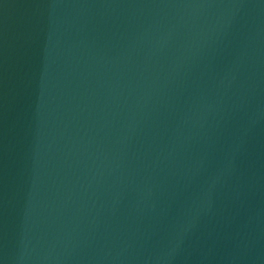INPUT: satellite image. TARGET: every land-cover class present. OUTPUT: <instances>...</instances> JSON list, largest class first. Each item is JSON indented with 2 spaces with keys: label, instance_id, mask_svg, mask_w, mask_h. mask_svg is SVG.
Here are the masks:
<instances>
[{
  "label": "water",
  "instance_id": "1",
  "mask_svg": "<svg viewBox=\"0 0 264 264\" xmlns=\"http://www.w3.org/2000/svg\"><path fill=\"white\" fill-rule=\"evenodd\" d=\"M0 264H264V0H0Z\"/></svg>",
  "mask_w": 264,
  "mask_h": 264
}]
</instances>
